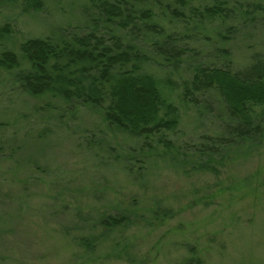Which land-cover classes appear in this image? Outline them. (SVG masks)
<instances>
[{
	"label": "rangeland",
	"instance_id": "1",
	"mask_svg": "<svg viewBox=\"0 0 264 264\" xmlns=\"http://www.w3.org/2000/svg\"><path fill=\"white\" fill-rule=\"evenodd\" d=\"M44 1L41 12L23 13L0 0V27L13 28L0 51L84 22V0ZM256 2L254 24L228 41L235 68L264 50V0ZM218 24L208 25L201 54L219 41ZM170 80L181 83L173 74ZM175 89L164 91L180 113L175 147L190 153L222 136L223 103H183ZM255 111L261 141L231 148L213 172L151 157L131 160L130 173L139 139L109 130L86 108L70 113L55 98L21 92L0 68V264H264V104ZM165 209L173 216L156 219ZM120 213L143 221L111 230L99 222Z\"/></svg>",
	"mask_w": 264,
	"mask_h": 264
},
{
	"label": "trees",
	"instance_id": "2",
	"mask_svg": "<svg viewBox=\"0 0 264 264\" xmlns=\"http://www.w3.org/2000/svg\"><path fill=\"white\" fill-rule=\"evenodd\" d=\"M3 1L15 2L23 13L41 12L45 4L44 0ZM84 1L82 25L59 28L45 37L25 39L16 50L0 51V68L12 73L21 92L55 98L70 113L86 108L98 113L109 130L139 139L138 157L131 156L126 164L130 173L131 160L145 162L151 157H165L185 171L213 172L231 148L260 140L263 127L255 109L264 104V50L253 53L243 68H235L228 44L232 36L254 24L260 2ZM212 22L219 23L214 32L219 41L203 55L199 47L208 39ZM11 33L10 24L0 27L1 39L10 40ZM155 71H166L169 77L158 79ZM172 74L181 80L175 87ZM166 88H176L180 100L191 105L219 99L229 119L222 136L207 137L190 153L175 147L170 136L178 129L180 113ZM172 216L165 209L156 219ZM139 217L120 213L99 222L111 230L139 224L143 221Z\"/></svg>",
	"mask_w": 264,
	"mask_h": 264
}]
</instances>
